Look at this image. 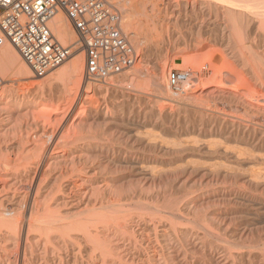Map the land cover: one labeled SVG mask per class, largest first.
<instances>
[{
  "label": "bare ground",
  "instance_id": "obj_1",
  "mask_svg": "<svg viewBox=\"0 0 264 264\" xmlns=\"http://www.w3.org/2000/svg\"><path fill=\"white\" fill-rule=\"evenodd\" d=\"M109 1L135 25V45L146 44L123 79L84 73L62 11L51 24L71 56L20 94L16 85L34 73L13 44L0 46L9 77L0 91V264H264V0ZM145 18L152 37L140 38ZM165 51L187 58L181 90L203 86L174 92ZM153 52L163 64L153 63L151 81L171 108L139 110L151 97L125 82L143 76ZM93 92L107 104L90 103ZM49 107L53 122L96 125L95 136L125 147L22 130L24 113Z\"/></svg>",
  "mask_w": 264,
  "mask_h": 264
},
{
  "label": "built area",
  "instance_id": "obj_2",
  "mask_svg": "<svg viewBox=\"0 0 264 264\" xmlns=\"http://www.w3.org/2000/svg\"><path fill=\"white\" fill-rule=\"evenodd\" d=\"M64 12L85 51V73L95 81L132 68L140 55L122 27V14L109 0H0V46L13 44L35 76H45L72 54L61 43L52 20ZM185 70H172V89L180 90ZM0 73V86L4 83Z\"/></svg>",
  "mask_w": 264,
  "mask_h": 264
},
{
  "label": "rangeland",
  "instance_id": "obj_3",
  "mask_svg": "<svg viewBox=\"0 0 264 264\" xmlns=\"http://www.w3.org/2000/svg\"><path fill=\"white\" fill-rule=\"evenodd\" d=\"M150 24H151V18H149V19H146L145 18V24H144V26L142 27V28H139L138 30H137V35L140 37V38H142V37H144V36H149V37H152V34H151V26H150ZM122 27H123V29H124V31H125V33L128 35L129 34V40L131 39V37L133 36V34L135 35V25H131V26H129V27H126L125 25H124V23L122 22ZM132 38H134V37H132ZM77 40H78V38H76ZM131 41V43L134 45V47L136 48V50L138 51V53L140 54V59H139V61L135 64V66H137L140 62H142L141 60H144V58H143V53L145 52V50L143 49V46H145L146 44H144V45H141V46H139V47H137L136 45H135V42H134V40L133 39H131L130 40ZM167 41H165V42H163V41H160V42H158L157 44H156V50L158 49H164L165 48V43H166ZM71 43H68V44H65V45H70ZM209 48H211V47H209ZM83 50L84 49V47H82V45L80 44V43H76V45H75V47L73 48V54H77V52H80V51H77V50ZM212 49V48H211ZM210 49V51H209V49L207 48L206 49V51L204 50V52L202 53V54H204L205 56H206V54H209V52H211V51H213V49L211 50ZM216 49V48H215ZM214 49V50H215ZM155 50V49H154ZM155 50V51H156ZM157 50V51H158ZM166 51L168 50V49H165ZM176 50H178V49H176ZM207 50H208V53H207ZM162 52L163 53V55L162 56H159V53H156L155 52V54H154V52L153 53H151V54H149V56L145 59L146 60V63H145V67L143 68V71H144V74H143V76L142 77H140V78H138V79H134V77H133V75L130 77V78H128L127 80H126V86H131L130 88H132V89H129L128 88V90L129 91H131V92H133V93H137V94H139L140 93V91H145L146 92V96H148L149 98H150V103L148 104L147 102H143V101H137L136 103L137 104H135V106H137V109H139V110H145L146 109V107L147 106H150V104L152 105H154L155 103H156V106H157V108H161V107H163L164 105H165V103L163 102V100L161 99V95L159 94H157L158 92H156L155 90H156V87L152 84V79H153V76H154V70L152 69L153 68V63H155V62H157V61H159L160 60V62L162 61L161 59H163V61L162 62H164V61H166L164 64H166L165 66H166V70H167V76L169 75V72L170 71H172V70H184V69H187V67H186V63H184V62H186L187 60H185V58L182 56V55H176V54H171V57L169 56V54H167V52ZM206 53V54H205ZM161 54V53H160ZM164 54L166 55V56H164ZM173 55V56H172ZM193 55V54H192ZM203 55V56H204ZM83 56H84V58H85V52H84V50H83ZM153 56V57H152ZM161 58V59H159V57ZM205 56H204V58H205ZM165 57V58H164ZM169 57V58H168ZM167 58V59H166ZM203 58V59H204ZM187 59V58H186ZM200 61H203V60H200ZM216 61H221V57H218L217 58V60ZM67 62V61H66ZM161 62V64H163ZM168 62V63H167ZM64 64V63H63ZM63 64H61L60 66H58V67H56V68H54V69H52L51 71H49L45 76H42V77H39V76H32L31 77V79H25V80H22L18 85H16L17 86V94H20V93H22L26 88H28L29 87V84H30V82H32L31 80H37V78L39 79V78H46V77H48L49 76V74H50V72H53V71H57V70H59L60 68H61V66L63 65ZM208 66H206V68H207ZM192 72H195L196 74H199V70L198 69H196V68H193V69H190ZM1 73V72H0ZM84 73H85V70H84ZM86 74V73H85ZM123 75L124 74V72H122V73H120V75ZM1 75L2 76H6V78H9V77H7V74L5 75V74H2L1 73ZM32 75H33V73H32ZM120 75H113L112 76V78L114 79H123V77H121ZM119 76V77H118ZM133 77V78H132ZM110 79V78H109ZM132 79H134V80H132ZM142 79V80H141ZM106 80H108V79H106ZM143 80H144V82H143ZM125 81V80H124ZM138 81H141V82H138ZM104 81H101V83H103ZM9 83V81H5V83H4V85L0 88V91H1V89H3L4 88V86L5 85H7ZM96 83H100L99 81H96ZM132 84V85H131ZM198 84H200V83H198ZM196 85V84H194L192 87L190 86V87H183L182 88V90L180 89L179 91H177V93L181 96V95H183L184 93H185V91L186 92H188V91H190V92H194V91H196L198 88H197V86L198 87H201V86H203V85H201V84H203V83H201L200 85ZM196 86V87H195ZM185 88H187L186 90H184ZM189 88V89H188ZM174 91V90H173ZM154 92V93H153ZM175 92V91H174ZM169 93H172V91H171V88H170V90H169ZM182 93V94H181ZM105 93H97V92H95V94H94V92L92 93V100L90 101V103L92 102V104H94V105H97V104H105L104 102H108V99H109V95L108 94H105ZM148 94H150V95H148ZM157 95V97H154V95ZM153 95V96H152ZM155 95V96H156ZM108 97V98H107ZM152 97H153V99H152ZM155 99V100H154ZM154 100V101H153ZM157 100V101H156ZM160 100H162V101H160ZM153 101V102H152ZM156 101V102H155ZM107 102H106V104H107ZM43 106V105H42ZM44 106H45V103H44ZM165 106H167V107H169V105H165ZM169 108H171V106L169 107ZM48 108H46V109H40V111H37V112H35V111H30V112H26V113H24L21 117H20V119H21V121L22 122H25V123H28L29 125H28V127L27 126H25L24 127V129H22V130H25V131H28V132H30V133H34V132H36V130L39 128H44V131H45V135H43L44 137L42 138V140H44V141H49V140H51V133L53 132V131H57L58 132V135H56L53 139L54 140H59V141H72V142H74V141H80V142H85V141H104V142H106V141H108V143H114V144H118V145H121V144H119L118 142H120L119 140H116V139H113V136L111 135L110 136V133H106V134H103V137L101 138V137H97V136H95V135H97V133L99 132V130H100V128L101 127H96V125H89V126H84V125H81L80 123H79V121H77V122H74V123H69L68 125H65L64 124V122L63 121H59V122H53L52 121V119H51V117L52 116H54V114H53V112L50 114V115H48L49 114V112H51V109H52V111H53V108L52 107H49V109L47 110ZM82 109L83 108H81V109H73L72 111H71V113H70V116L72 115H74V116H81V114H83L81 111H82ZM147 110V109H146ZM63 116H64V114H63ZM60 117V116H59ZM61 117H62V115H61ZM62 119V118H61ZM20 121V120H19ZM10 127H12V128H15V131H20L21 129L19 128V124H15V123H13V125L12 124H10L9 125ZM107 126H103L102 128L103 129H105ZM134 131V130H133ZM91 135H93L92 137H91ZM95 137H97V138H95ZM111 141V142H110ZM117 141V142H116ZM116 144V145H117ZM122 147H125V146H123V145H121ZM173 156H176L175 154L174 155H172V157ZM166 157H168V155L166 156ZM170 157H171V155H170Z\"/></svg>",
  "mask_w": 264,
  "mask_h": 264
}]
</instances>
